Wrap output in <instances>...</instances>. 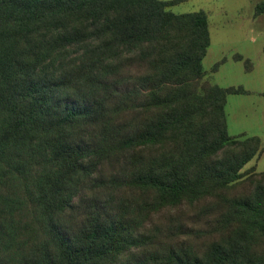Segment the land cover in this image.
<instances>
[{"label":"trees","instance_id":"1","mask_svg":"<svg viewBox=\"0 0 264 264\" xmlns=\"http://www.w3.org/2000/svg\"><path fill=\"white\" fill-rule=\"evenodd\" d=\"M175 2L0 0V264H264V173L224 194L264 151L227 132L246 91L200 85Z\"/></svg>","mask_w":264,"mask_h":264},{"label":"rangeland","instance_id":"2","mask_svg":"<svg viewBox=\"0 0 264 264\" xmlns=\"http://www.w3.org/2000/svg\"><path fill=\"white\" fill-rule=\"evenodd\" d=\"M261 1L264 0H177L168 10L176 14L199 10L206 13L210 43L202 60L205 75L199 83L241 86L246 93L226 96L227 132L230 136H257L264 146V10L256 12ZM215 63L219 65L215 67ZM243 170L251 171L249 178L246 176L224 194L246 195L253 189L259 173H264V151ZM214 200L208 198L195 209L212 206Z\"/></svg>","mask_w":264,"mask_h":264}]
</instances>
